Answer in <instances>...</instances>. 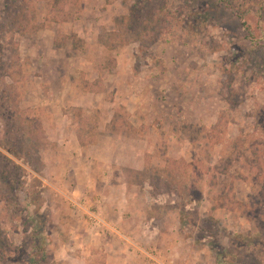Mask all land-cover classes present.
<instances>
[{"label": "rangeland", "instance_id": "1", "mask_svg": "<svg viewBox=\"0 0 264 264\" xmlns=\"http://www.w3.org/2000/svg\"><path fill=\"white\" fill-rule=\"evenodd\" d=\"M264 264V0H0V264Z\"/></svg>", "mask_w": 264, "mask_h": 264}, {"label": "crops", "instance_id": "2", "mask_svg": "<svg viewBox=\"0 0 264 264\" xmlns=\"http://www.w3.org/2000/svg\"><path fill=\"white\" fill-rule=\"evenodd\" d=\"M128 263H129V264L131 263V261H130V256H129V259H128ZM132 264H134V263H132Z\"/></svg>", "mask_w": 264, "mask_h": 264}]
</instances>
